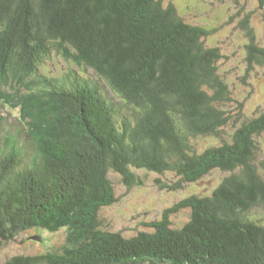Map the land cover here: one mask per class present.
<instances>
[{"label":"trees","instance_id":"trees-1","mask_svg":"<svg viewBox=\"0 0 264 264\" xmlns=\"http://www.w3.org/2000/svg\"><path fill=\"white\" fill-rule=\"evenodd\" d=\"M206 1L0 0V76L7 65L36 73L55 53L98 77L90 85L76 73L68 82L51 76L34 93L20 94L18 79L10 93L0 89L1 111L19 106L26 126L23 141L16 129L0 133V246L29 229L66 236L61 246L36 236L45 252L3 264H264V111L234 127L239 116L227 108L242 103L219 68L226 43L209 41L215 20L178 13L210 17L221 4ZM238 25L248 39L238 81L248 86L253 66L264 68V48L247 17ZM202 138L213 143L202 147ZM216 172L225 175L207 194L161 199L155 218L142 211L134 235L107 225V210L128 197L119 187L152 177L179 195ZM165 175L175 181L165 185Z\"/></svg>","mask_w":264,"mask_h":264},{"label":"rangeland","instance_id":"rangeland-1","mask_svg":"<svg viewBox=\"0 0 264 264\" xmlns=\"http://www.w3.org/2000/svg\"><path fill=\"white\" fill-rule=\"evenodd\" d=\"M211 1L213 3L215 2L214 5L218 6V4H221V6L215 10L210 17L207 15L205 16L206 13L202 11L197 15H193L194 17H192L184 9L183 12L177 11L179 15L182 14L186 19L192 21L191 23H196L195 21H200L201 18L207 23L215 20V23L212 24L214 34L209 38V41L215 42L219 39V41L226 43L223 46L226 47L224 52L225 55H227V59L219 63V68L223 72L229 87L232 88L231 98L233 102L238 101L242 103V109H239L238 105L235 103H231L227 108L230 113L239 116L234 126L236 127L239 123L244 121V119L255 118L264 111V68L256 65L253 66L252 71L247 73V76H249L247 78L248 86H244L241 81H238V79L241 78L245 66V50L243 46L248 44L245 31L240 28L238 24L243 21L245 17H247L248 27L255 37L256 45L264 48V21L262 18L264 10L259 9L258 0ZM172 2H174V5L177 8L179 5L183 4V0H172ZM212 2H209L208 0L206 1L207 4H211ZM213 7L214 6L212 5V8ZM231 16H234L232 21H230ZM233 26L236 27V32L234 31ZM44 57L45 59L37 67L36 73L26 74L23 73L21 68H19V70H15L14 74H12L13 68H10V65H7L6 69L1 71L2 76H0V89L3 90L2 92L8 90L10 93L14 86L13 83L17 79L16 84L18 86V91L20 92L22 87L25 86L28 90H31V93L39 92L43 86V81L45 82L47 78L51 76L55 79L68 82V76H75L74 73H76L77 75L75 78L77 77L78 79H81L80 77H82L90 85L94 84L95 80H98V77L94 75L93 72L82 71V69L78 68L71 62L65 61L55 53H50ZM43 75L45 76V79ZM24 92L25 89L22 90L20 94H24ZM24 107L27 111H30L32 108L29 103H27ZM19 109V106H17V108L13 111L6 109V112L8 113L5 114L1 111L0 106V113L4 117L3 120H0V133L16 129L14 134L16 137L14 139L17 141L22 140V136L24 137V134H18V132H24L26 129L25 124L23 126L18 119ZM30 123H32V121H30ZM233 129H230L228 126L227 129L224 130V133H231ZM215 139L221 141L218 138H213L216 143H218V141ZM198 143H200L202 147H205L210 146L213 141L212 138H202L198 140ZM257 143V149L260 153L259 159L263 162L264 137L260 136L257 138ZM27 147L28 153H32L33 148L31 146ZM2 150L6 151V149ZM224 175L225 173L221 174L216 172L206 180L203 179L202 181L193 184H185L182 187V190H179V195H175L174 191L166 193V190L162 186H157L152 182V177L147 179L144 186H137V188L131 189L130 191L124 187H119L117 192L124 195L128 193V197H124L118 204L107 210V225L110 226L111 230L120 231L124 235H134L135 231L143 230L141 225L144 219L141 217V214L146 209H150L152 212V218H155L159 215V208L162 207L161 199L169 200L168 204H172L176 201L178 196L179 198H182L185 195L192 194V192L197 193L198 196L205 195L215 188ZM159 180L165 185H171V183L175 181V179L170 175L162 176ZM185 217L186 213H180L175 218L171 217L170 220L176 225H179L183 222V220H185ZM36 236L44 238L49 246H61L66 242V236L64 234H45L40 231L38 232L36 229H29L24 232L22 231L19 235H17L14 241H11L4 247L0 246V264L5 263L7 259L16 255H36L40 250L45 252L46 247L43 239L40 242L39 238ZM32 240L38 242V244H42L43 249L40 247L33 248V243L31 242Z\"/></svg>","mask_w":264,"mask_h":264}]
</instances>
